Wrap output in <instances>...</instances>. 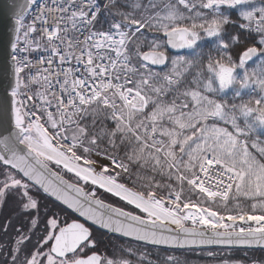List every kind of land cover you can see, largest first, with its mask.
<instances>
[{
	"label": "snow or ice",
	"instance_id": "obj_1",
	"mask_svg": "<svg viewBox=\"0 0 264 264\" xmlns=\"http://www.w3.org/2000/svg\"><path fill=\"white\" fill-rule=\"evenodd\" d=\"M12 7L0 264H160L138 242L264 245V0Z\"/></svg>",
	"mask_w": 264,
	"mask_h": 264
},
{
	"label": "trees",
	"instance_id": "obj_2",
	"mask_svg": "<svg viewBox=\"0 0 264 264\" xmlns=\"http://www.w3.org/2000/svg\"><path fill=\"white\" fill-rule=\"evenodd\" d=\"M67 178L72 182L76 183V179L73 175H67ZM81 184V182H80ZM84 188L88 191L91 190L92 186L84 185ZM96 196L100 197L111 204L118 207L125 208V210H132L131 205H126L125 202L116 198L115 196L99 189L95 188ZM58 205V204H56ZM59 206V205H58ZM61 207V206H59ZM125 239L120 238L116 243H123ZM134 246H138L133 243ZM142 246V250L149 253V259L157 260L160 259V264H163V258L172 255L178 258L179 264H222L223 260L229 261H240L241 264H264V250H246V249H198L192 251H179V250H166L160 248H154L150 246ZM208 252H213L216 255L209 256Z\"/></svg>",
	"mask_w": 264,
	"mask_h": 264
},
{
	"label": "water",
	"instance_id": "obj_3",
	"mask_svg": "<svg viewBox=\"0 0 264 264\" xmlns=\"http://www.w3.org/2000/svg\"><path fill=\"white\" fill-rule=\"evenodd\" d=\"M15 3H16V0H0V97L4 95L5 88L7 87V84L9 82V76H10V70H11L10 43L14 35L13 13L15 11L12 5H14ZM52 170L56 171L53 168ZM63 178L65 180H68L64 176ZM50 198L55 200L54 197H50ZM56 202L60 204L59 201H56ZM106 204H109V203H106ZM63 207L66 208V206H63ZM69 211L71 212V210ZM125 239L128 240L130 238H125ZM138 243L144 245L143 242H138ZM145 246H151L155 248H162V249H168V250H185V251L197 250V249L264 250V245H251V246H247V245H232V246H229V245H192V246H185L183 248L176 247V246H169V245H152V244H147Z\"/></svg>",
	"mask_w": 264,
	"mask_h": 264
},
{
	"label": "flooded vegetation",
	"instance_id": "obj_4",
	"mask_svg": "<svg viewBox=\"0 0 264 264\" xmlns=\"http://www.w3.org/2000/svg\"><path fill=\"white\" fill-rule=\"evenodd\" d=\"M61 170V173L65 174L66 176L68 175L67 172L63 171L62 169ZM41 199L43 200L44 203H47L49 206H54V207H57V209L59 210V206L56 205V203L49 197H45L43 194L41 196ZM7 214V209H5L2 213H0V218H2L3 215ZM70 215H72L70 212H69ZM0 239H2V236H0Z\"/></svg>",
	"mask_w": 264,
	"mask_h": 264
},
{
	"label": "rangeland",
	"instance_id": "obj_5",
	"mask_svg": "<svg viewBox=\"0 0 264 264\" xmlns=\"http://www.w3.org/2000/svg\"><path fill=\"white\" fill-rule=\"evenodd\" d=\"M70 175H73V174L70 173ZM73 176H74V175H73ZM189 225H190V223H189Z\"/></svg>",
	"mask_w": 264,
	"mask_h": 264
},
{
	"label": "bare ground",
	"instance_id": "obj_6",
	"mask_svg": "<svg viewBox=\"0 0 264 264\" xmlns=\"http://www.w3.org/2000/svg\"><path fill=\"white\" fill-rule=\"evenodd\" d=\"M56 204H58V203H56Z\"/></svg>",
	"mask_w": 264,
	"mask_h": 264
}]
</instances>
